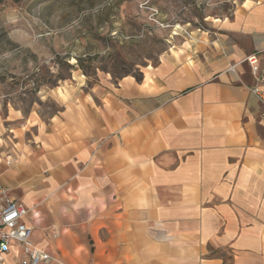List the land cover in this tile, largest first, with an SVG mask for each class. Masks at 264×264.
Instances as JSON below:
<instances>
[{"label": "crops", "instance_id": "1", "mask_svg": "<svg viewBox=\"0 0 264 264\" xmlns=\"http://www.w3.org/2000/svg\"><path fill=\"white\" fill-rule=\"evenodd\" d=\"M261 49L264 0H244L138 78L73 77L47 121L0 116V184L40 264H264V124L244 61Z\"/></svg>", "mask_w": 264, "mask_h": 264}, {"label": "rangeland", "instance_id": "2", "mask_svg": "<svg viewBox=\"0 0 264 264\" xmlns=\"http://www.w3.org/2000/svg\"><path fill=\"white\" fill-rule=\"evenodd\" d=\"M242 1L0 0V116L15 109L47 121L73 77L85 90L138 78Z\"/></svg>", "mask_w": 264, "mask_h": 264}, {"label": "built area", "instance_id": "3", "mask_svg": "<svg viewBox=\"0 0 264 264\" xmlns=\"http://www.w3.org/2000/svg\"><path fill=\"white\" fill-rule=\"evenodd\" d=\"M244 61L249 64L255 81L251 92L258 98L261 107L260 120L264 124V93L259 88L264 84V49L249 55ZM5 163L7 166L11 165L12 159L7 156ZM27 213L28 210L10 197L0 184V264H9L8 255L12 246H16L20 251L19 264L50 261L48 254L32 243V228L22 221Z\"/></svg>", "mask_w": 264, "mask_h": 264}]
</instances>
